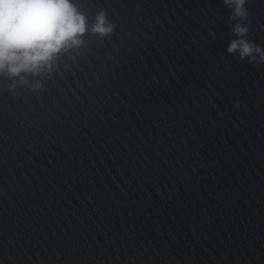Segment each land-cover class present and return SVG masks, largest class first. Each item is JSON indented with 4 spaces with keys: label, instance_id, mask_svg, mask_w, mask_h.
Returning a JSON list of instances; mask_svg holds the SVG:
<instances>
[{
    "label": "water",
    "instance_id": "1",
    "mask_svg": "<svg viewBox=\"0 0 264 264\" xmlns=\"http://www.w3.org/2000/svg\"><path fill=\"white\" fill-rule=\"evenodd\" d=\"M72 3L111 33L0 74V264H264V0Z\"/></svg>",
    "mask_w": 264,
    "mask_h": 264
},
{
    "label": "clouds",
    "instance_id": "2",
    "mask_svg": "<svg viewBox=\"0 0 264 264\" xmlns=\"http://www.w3.org/2000/svg\"><path fill=\"white\" fill-rule=\"evenodd\" d=\"M224 3L236 18L246 17L247 0ZM88 31L107 35L112 27L103 14H98L89 26L72 0H0V74L19 76L50 70L56 57L81 45ZM233 34L235 38L226 49L228 54L249 63L264 62V49L246 39L244 25H234ZM257 54L259 60L255 61Z\"/></svg>",
    "mask_w": 264,
    "mask_h": 264
}]
</instances>
